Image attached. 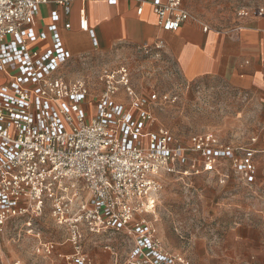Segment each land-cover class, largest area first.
Returning <instances> with one entry per match:
<instances>
[{
	"label": "built area",
	"instance_id": "built-area-1",
	"mask_svg": "<svg viewBox=\"0 0 264 264\" xmlns=\"http://www.w3.org/2000/svg\"><path fill=\"white\" fill-rule=\"evenodd\" d=\"M138 3L137 14L150 5L165 32L179 31L191 18L182 0ZM47 5L70 14L63 0H0V234L11 221L39 216L49 206L70 235L73 252L59 255L66 264H94L82 242L107 233L134 237L130 264L182 263L162 249L146 219L156 208L163 177L227 179L221 170L229 164L250 185L257 177L255 151L223 144L212 133L194 136L188 147L176 144L169 131L155 128L151 106L157 96L138 95L125 67L102 72L104 91L92 104L85 82L59 74L70 56L60 39L58 13H52L50 35L35 30L39 10ZM255 15L263 16L264 9ZM79 26L93 35L86 17ZM47 41L49 49L35 48ZM163 49L158 42L140 51ZM121 93L127 103L117 100Z\"/></svg>",
	"mask_w": 264,
	"mask_h": 264
},
{
	"label": "rangeland",
	"instance_id": "rangeland-1",
	"mask_svg": "<svg viewBox=\"0 0 264 264\" xmlns=\"http://www.w3.org/2000/svg\"><path fill=\"white\" fill-rule=\"evenodd\" d=\"M217 2L225 6L219 14L229 22L236 7L230 5L233 0ZM120 67L128 69L138 95L157 96L151 106L155 128L169 131L176 144L188 147L194 136L212 133L223 144L258 152L257 177L250 185L229 164L221 170L227 179L214 174L163 177L156 208L146 217L162 249L180 264H264V102L260 94L241 92L221 77L187 84L162 50L116 51L78 60L68 65L66 76L85 82L94 104L104 91L102 72ZM117 100L128 102L123 93ZM69 238L68 230L56 224L46 206L39 216L25 215L6 226L0 234V264H66L59 255L73 252ZM134 243V237L125 233L88 235L82 251L94 264H130ZM48 245L54 246L51 253Z\"/></svg>",
	"mask_w": 264,
	"mask_h": 264
},
{
	"label": "crops",
	"instance_id": "crops-1",
	"mask_svg": "<svg viewBox=\"0 0 264 264\" xmlns=\"http://www.w3.org/2000/svg\"><path fill=\"white\" fill-rule=\"evenodd\" d=\"M63 1L69 3L70 14L65 16L59 5L42 6L35 30L50 35L52 13L60 16L59 35L70 58L59 74L67 81L75 82L67 78L66 69L78 60L109 56L116 51L131 54L161 42L162 51L174 61L187 84L221 77L233 82L241 92L260 94L264 102V15H255L257 9H264L260 0H233L230 5L236 7L227 28L229 22L223 21L219 14L225 6L218 4V0H182V7L191 18L177 32H165L158 27L157 17L148 4L144 5L142 15H138V0ZM241 10L248 11V16L239 17ZM82 17H86L93 35L80 29ZM66 24H70L69 29L65 28ZM50 45L47 41L35 48L47 50Z\"/></svg>",
	"mask_w": 264,
	"mask_h": 264
}]
</instances>
